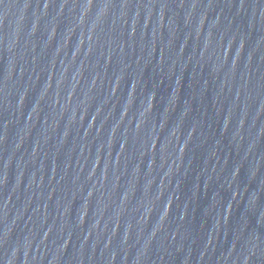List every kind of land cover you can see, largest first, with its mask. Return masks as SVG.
Wrapping results in <instances>:
<instances>
[{
    "label": "water",
    "instance_id": "1",
    "mask_svg": "<svg viewBox=\"0 0 264 264\" xmlns=\"http://www.w3.org/2000/svg\"><path fill=\"white\" fill-rule=\"evenodd\" d=\"M0 264H264V0H0Z\"/></svg>",
    "mask_w": 264,
    "mask_h": 264
}]
</instances>
